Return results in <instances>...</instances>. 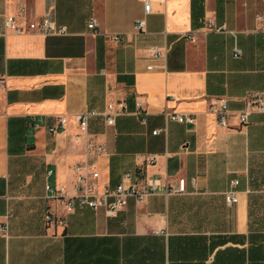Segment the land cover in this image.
Instances as JSON below:
<instances>
[{
    "label": "crops",
    "instance_id": "crops-1",
    "mask_svg": "<svg viewBox=\"0 0 264 264\" xmlns=\"http://www.w3.org/2000/svg\"><path fill=\"white\" fill-rule=\"evenodd\" d=\"M20 4L32 22L45 17L65 34L0 38V264H264V114L238 122L249 95L264 98V0H156L146 17L140 0H0V25ZM140 19L144 34L135 35ZM153 45L168 52L146 72ZM215 98L226 101L225 127L207 112ZM136 99L145 125L133 115ZM107 104L125 113L113 126L88 122L105 151L89 159L99 182L116 185L152 155L145 177L158 191L115 216L75 208L63 226L16 231L12 190L20 181L44 186L50 169L51 186L72 194L71 167L83 161L73 116ZM164 112L194 123L166 121ZM58 117L65 127L48 134ZM177 179L183 193L165 196ZM226 192L235 203L224 202ZM40 199L43 214L61 213L43 190Z\"/></svg>",
    "mask_w": 264,
    "mask_h": 264
},
{
    "label": "built area",
    "instance_id": "built-area-1",
    "mask_svg": "<svg viewBox=\"0 0 264 264\" xmlns=\"http://www.w3.org/2000/svg\"><path fill=\"white\" fill-rule=\"evenodd\" d=\"M156 0H140L142 5L143 17L151 14V5ZM261 21L260 17L255 18ZM96 26L95 19L89 18L86 24L87 30H93ZM145 22L143 19L136 20L133 25V33L135 35L144 34ZM35 33L37 36H61L65 34L63 27H56L51 21L43 17L39 22H32L28 16V11L25 5L20 4L17 7L15 14L5 15L0 25V38L8 36L21 37L27 34ZM109 39L116 42L119 36L110 35ZM191 39V38H190ZM168 52V46H150L147 49V59L149 64L145 66L146 72H152L155 67L152 63L161 61L165 58ZM240 55L239 50L233 51L232 57L237 58ZM3 87V81L0 80V89ZM134 113L139 124L145 125V113L142 109V103L136 99L133 103ZM207 112L214 113L217 116L219 126L225 127L224 115L226 113V101L223 98H215L209 101ZM264 114V98L262 94H251L247 98V102L243 111L238 115V122L244 123L247 116L252 113ZM125 113L123 104L118 105V111H114V107L110 104L105 106L103 112L98 113L93 110H87L73 116L75 126L74 140L81 143L83 161L76 163L71 167V190L72 194L65 193L64 185L51 186L48 181L52 177L53 171L47 169L45 171V179L47 180L43 186L44 200L46 201H60L61 213L56 215L51 211H45L43 214V223L45 225L63 226V215L70 214L75 208L97 210L103 209L108 215L115 216L121 211L127 201L132 199L134 202H140L145 197L152 196L158 191V181L155 179L145 177V167L152 166L155 163V156H148L144 160L142 167H139L135 172H124L121 175L120 181L110 187L99 182V173L95 164L89 162V159L105 154L102 144L95 141L88 133V122L92 118H101L105 126H113L114 117ZM164 119L166 121L175 122L178 124L192 125L194 120L190 116L177 114L174 112H164ZM39 123V119L33 120ZM53 124L47 127L48 134L57 133L59 129H63L66 125L64 117L53 119ZM158 131L151 132L152 135L157 134ZM237 182L233 181L232 185ZM184 191V181L177 179L175 186H167L163 190V194L173 195L181 194ZM236 198L233 192H226L224 194V202L226 204L235 203ZM6 227L0 229L4 232ZM156 233H162L157 231Z\"/></svg>",
    "mask_w": 264,
    "mask_h": 264
},
{
    "label": "rangeland",
    "instance_id": "rangeland-1",
    "mask_svg": "<svg viewBox=\"0 0 264 264\" xmlns=\"http://www.w3.org/2000/svg\"><path fill=\"white\" fill-rule=\"evenodd\" d=\"M42 180L29 181L26 185L22 181L12 190L14 206L11 220L16 231H28L31 227L43 222ZM39 183V184H38Z\"/></svg>",
    "mask_w": 264,
    "mask_h": 264
}]
</instances>
